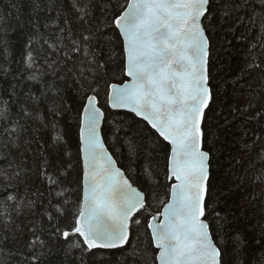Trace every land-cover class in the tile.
Segmentation results:
<instances>
[{
	"label": "snow or ice",
	"instance_id": "6c2138e0",
	"mask_svg": "<svg viewBox=\"0 0 264 264\" xmlns=\"http://www.w3.org/2000/svg\"><path fill=\"white\" fill-rule=\"evenodd\" d=\"M8 7L14 16L0 11L8 85L0 87V264H45L54 246L69 264H242L247 241L212 194L213 33L221 20L243 24L248 67L264 72V0ZM20 80L32 88L17 93ZM119 157H143L140 186ZM260 161L254 179L264 184Z\"/></svg>",
	"mask_w": 264,
	"mask_h": 264
},
{
	"label": "trees",
	"instance_id": "16d2710c",
	"mask_svg": "<svg viewBox=\"0 0 264 264\" xmlns=\"http://www.w3.org/2000/svg\"><path fill=\"white\" fill-rule=\"evenodd\" d=\"M12 2L19 0H0V11H11L14 16L15 10L8 7ZM248 35L246 27L234 19L221 20L213 33L212 73L220 118H212L218 128L213 129L216 135L210 172L213 198L219 202L222 215L229 216L233 228L247 241L239 262L264 264V184L254 179L264 156V120L257 115V111L264 113V72L248 67ZM12 83L17 93L32 88L24 80ZM140 127H144L143 122ZM143 163V157L135 162L119 157L122 168L135 169L128 174L136 186L142 183L137 165ZM156 191L165 198L163 185ZM44 260L45 264H69L59 246H54Z\"/></svg>",
	"mask_w": 264,
	"mask_h": 264
}]
</instances>
